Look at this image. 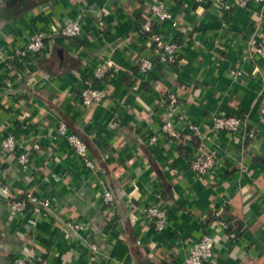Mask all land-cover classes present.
I'll return each instance as SVG.
<instances>
[{"label": "crops", "instance_id": "obj_1", "mask_svg": "<svg viewBox=\"0 0 264 264\" xmlns=\"http://www.w3.org/2000/svg\"><path fill=\"white\" fill-rule=\"evenodd\" d=\"M152 1L0 0V53L49 33L40 54L0 66V141L12 135L17 143L14 152L0 148V182L10 189L0 188V264H185L205 233L214 234L213 264H264V4L225 13L220 0H167L172 19L154 31L179 41L181 55L142 74L137 63L153 55L141 29ZM82 9L100 10L105 30L89 15L78 37L51 33ZM106 59L118 70L94 78ZM88 84L102 86L107 100L79 106L78 90ZM173 91L201 138L176 143L161 132L163 99ZM216 115H238L244 124L216 133ZM60 119L84 140L94 168L58 136ZM200 146L217 164L199 176L189 159ZM23 152L26 163L17 158ZM28 193L50 199L53 210L13 216L8 201ZM151 205L167 212L163 231L145 218ZM213 206L224 207L226 230L212 226ZM67 219L82 226L70 233Z\"/></svg>", "mask_w": 264, "mask_h": 264}, {"label": "built area", "instance_id": "obj_2", "mask_svg": "<svg viewBox=\"0 0 264 264\" xmlns=\"http://www.w3.org/2000/svg\"><path fill=\"white\" fill-rule=\"evenodd\" d=\"M195 2L201 0H194ZM252 2H259L264 4V0H220V7L225 13H230L235 8H245ZM91 16L94 27L102 32L106 28V22L104 14L100 10H93L91 12L82 9L81 12L73 19L68 20L64 24L60 25L56 30L51 33H57L58 35L71 38L78 37L83 32L84 19L87 16ZM145 24L141 29L144 33L150 35L153 42V55L144 57L137 63L138 71L142 74H147L155 65L175 64L179 60L181 55V43L174 39L166 38L153 29V21L165 22L172 19V12L167 0H154L149 6V16ZM173 26H176V22H172ZM49 35L47 32L37 31L32 34L24 45L15 47L11 54L0 53V66L7 63L12 59H17L20 62H26L30 55L40 54L44 49V40ZM223 49L222 46H220ZM118 70L116 64L106 59L94 70V78L103 79L106 75L113 74ZM234 75H239L240 72H232ZM108 94L102 86L95 84H88L86 87H80L78 90V105L87 108L96 104L103 103L107 100ZM180 97L177 92H168L163 99V105L167 118L161 124V132L172 138L176 143H184L187 141H193L196 138H201L199 126L195 123L189 122L186 118L180 114L179 111ZM184 124V129L191 133L184 134L178 125ZM244 124V120L238 115H216L212 118L211 130L219 132L234 133L241 129ZM58 136L66 138L68 143L74 149V151L81 157L86 167L94 168L96 161L88 156L87 145L84 140L77 134L68 130L67 124L63 119L58 121L57 126ZM156 141V136H151L148 139V143L152 144ZM0 148L8 153L14 152L17 148L16 139L12 135L5 136L0 141ZM18 160L21 163L28 162L27 153L23 152L18 155ZM217 164L214 153L210 150L200 146L196 148L193 156L189 159V165L191 170L196 175H204L211 173ZM0 188L3 192L9 193V186L3 182H0ZM102 197L104 202H111L113 200L112 191L103 186ZM54 206L50 199L41 198L33 193H28L22 199H11L7 203V209L13 216H21L27 212H30L34 216H41L53 210ZM144 215L147 220L152 222L153 227L157 231H163L167 222V212L161 206L151 205L144 209ZM212 226L218 225L221 229L226 230L228 228V217L226 215L223 206H213L212 212ZM64 228L72 233L77 231L82 223L78 221H72L70 219L63 220ZM91 249H95V246L91 244ZM215 239L214 234L205 233L199 240L194 242L185 258V264H213L215 253ZM14 264H28L26 260L22 258L14 259ZM34 264H46L44 259L38 258ZM93 264H105L104 262L94 261Z\"/></svg>", "mask_w": 264, "mask_h": 264}, {"label": "trees", "instance_id": "obj_3", "mask_svg": "<svg viewBox=\"0 0 264 264\" xmlns=\"http://www.w3.org/2000/svg\"><path fill=\"white\" fill-rule=\"evenodd\" d=\"M156 22H157L156 20L152 22L153 23V26H152L153 29L155 28ZM22 198H24V196H19V197L15 198V199H22Z\"/></svg>", "mask_w": 264, "mask_h": 264}]
</instances>
